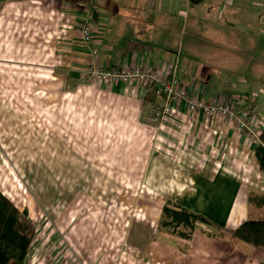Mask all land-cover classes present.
<instances>
[{
  "label": "crops",
  "instance_id": "obj_1",
  "mask_svg": "<svg viewBox=\"0 0 264 264\" xmlns=\"http://www.w3.org/2000/svg\"><path fill=\"white\" fill-rule=\"evenodd\" d=\"M241 1L0 0V137L7 152L43 154L45 184H56L58 176L65 183L63 171L74 168L78 186L134 184L143 201L140 246H128L127 233L122 237V248L135 254L118 248L110 258L103 247L108 228L74 220L58 230L63 243L56 236L37 243V235L26 264H264V248L229 235L245 221L264 219V208L249 202L251 194H264L258 145L227 121L174 103L160 126L152 124L151 101L138 88L81 82L92 64L176 68L182 83L204 100L252 95L247 82L221 79L225 88L214 82L216 66L238 61H214L213 51L243 63L247 54L240 42L223 46L211 34L192 32L189 42L182 38L190 13L197 29L229 25L227 18L237 14L230 16L227 8ZM89 18L92 47L79 31ZM256 98L252 117L264 123V98ZM5 172L0 191L13 203V176ZM110 189L103 187L94 198L108 201ZM166 206L202 215L215 226L198 224L192 239H182L163 225Z\"/></svg>",
  "mask_w": 264,
  "mask_h": 264
},
{
  "label": "rangeland",
  "instance_id": "obj_2",
  "mask_svg": "<svg viewBox=\"0 0 264 264\" xmlns=\"http://www.w3.org/2000/svg\"><path fill=\"white\" fill-rule=\"evenodd\" d=\"M210 5L215 6V1L211 2ZM233 7L230 5L227 12L232 17H236L235 14H237V19L227 18L229 25L227 23L223 26L206 25L205 29H197L198 23L193 25L194 18L190 13L187 15L190 22L188 25L186 24V32L184 31L182 38H185L186 43L189 42L188 38L192 32L203 37V34H211L213 40H217L216 43H223V46H236V43L240 42L242 44V54H247L243 63H239V61H242L239 57H222L218 51H213L214 56L211 57L214 61L220 59L238 61V63L233 62L232 67L216 66L213 74L214 82L225 84L223 88L226 86V81L221 79L230 78L233 82H247L250 85L249 89H253L251 91L258 97L259 101L264 98V4L257 0H242L236 2L235 8ZM203 12H207V7ZM198 20L203 22L202 20H205V18ZM212 20L214 19L208 21ZM183 22L185 23V20ZM182 27L185 28V25L182 24ZM194 29L196 30L194 31ZM224 38L226 39L222 41ZM200 40L203 42L202 39ZM186 49L185 51H187ZM230 85L232 86L233 83ZM29 139L26 138V140ZM3 143L4 138L0 137V179L8 175L5 172L6 169L12 174L10 187L14 189L9 195L12 197L15 206L21 211H28L31 220L36 225L37 235L39 236L37 243L45 239L52 240L51 236L53 238L54 236L62 237L61 242L63 243L64 235L58 232L61 226L74 220H78V222L76 221V225H78L83 220L89 219V223L94 222L93 224L97 228H108L109 232L105 237L103 247L105 248L104 251L109 253L110 258L111 255L114 257L113 254L117 252L118 248L122 249L123 253L135 254L134 251L130 250L128 252L124 247L122 248L125 243V240L122 241V237L123 233H127L129 236L126 238V244L128 242V246H132L131 242H133L136 247L140 246L142 239L136 235V230L144 217L140 213L143 201L140 199L141 190H139V186L134 184L114 186L86 184L81 187L75 183V181H78L76 170L75 173L71 174V170H74V168H66L63 171V174L65 173V183L60 184L58 176L56 184H45L44 172L46 169L43 167V163H45L43 154L31 152L30 149L20 153H10L7 152L9 147L4 146ZM10 144L12 149L14 143ZM17 147L16 145L15 148ZM78 187L81 189L78 190ZM103 187H110V191L114 194L108 201L94 198L96 194L98 195L101 192ZM51 188L52 190H50ZM59 210L61 212L56 213ZM201 255L204 256V253H201ZM233 258L236 259L235 256Z\"/></svg>",
  "mask_w": 264,
  "mask_h": 264
},
{
  "label": "built area",
  "instance_id": "obj_3",
  "mask_svg": "<svg viewBox=\"0 0 264 264\" xmlns=\"http://www.w3.org/2000/svg\"><path fill=\"white\" fill-rule=\"evenodd\" d=\"M79 31L84 44L92 47L95 41V31L91 25V18L80 24ZM93 54L96 55L97 52L93 51ZM176 72V68L174 71L168 69L163 72L140 66L102 68L97 64H92L85 70L81 82L104 86H134L141 90L146 98L153 96L154 100L151 102L148 116V121L152 124L160 126L166 112L174 103L186 106L192 114L225 120L252 143L258 146L262 144L261 135L264 123L252 117V110L257 101L255 95L238 96L227 102L207 101L191 92Z\"/></svg>",
  "mask_w": 264,
  "mask_h": 264
},
{
  "label": "trees",
  "instance_id": "obj_4",
  "mask_svg": "<svg viewBox=\"0 0 264 264\" xmlns=\"http://www.w3.org/2000/svg\"><path fill=\"white\" fill-rule=\"evenodd\" d=\"M190 2L192 5H199L203 0ZM147 98L151 102L154 100L153 96ZM261 141L262 144L257 147L255 155L260 171L264 173V128ZM249 202L258 208H264V194H251ZM198 224L215 226V223L206 217L185 209L176 211L166 206L163 210V225L182 239H192ZM229 235L235 241L264 248V219L245 221L236 230L229 232ZM36 238V225L28 211L18 210L0 191V264H26Z\"/></svg>",
  "mask_w": 264,
  "mask_h": 264
}]
</instances>
